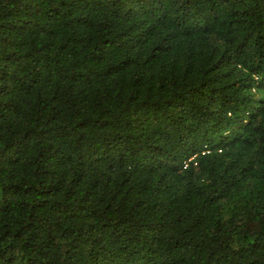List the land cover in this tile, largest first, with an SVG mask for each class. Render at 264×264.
<instances>
[{
  "label": "trees",
  "instance_id": "obj_1",
  "mask_svg": "<svg viewBox=\"0 0 264 264\" xmlns=\"http://www.w3.org/2000/svg\"><path fill=\"white\" fill-rule=\"evenodd\" d=\"M0 264H264V0H0Z\"/></svg>",
  "mask_w": 264,
  "mask_h": 264
}]
</instances>
